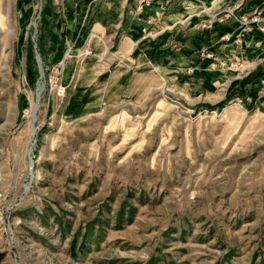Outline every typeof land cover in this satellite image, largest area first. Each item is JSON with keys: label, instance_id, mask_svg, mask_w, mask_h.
Here are the masks:
<instances>
[{"label": "rangeland", "instance_id": "1", "mask_svg": "<svg viewBox=\"0 0 264 264\" xmlns=\"http://www.w3.org/2000/svg\"><path fill=\"white\" fill-rule=\"evenodd\" d=\"M47 1L0 0V264H264L261 98L157 79L117 107L66 106L76 67L59 96L45 67L68 46L40 52ZM106 1L88 31L118 20L123 0Z\"/></svg>", "mask_w": 264, "mask_h": 264}, {"label": "crops", "instance_id": "2", "mask_svg": "<svg viewBox=\"0 0 264 264\" xmlns=\"http://www.w3.org/2000/svg\"><path fill=\"white\" fill-rule=\"evenodd\" d=\"M105 2L62 0L58 9L54 0L46 2L44 60L59 61L69 45L77 50L90 46L95 52L93 63L79 58L67 65L76 68L66 106L117 107L142 88L150 92L157 79L172 83L182 96L187 90L205 91L216 100L234 82L255 77L246 92L256 90L255 104L261 98L264 109V0H123L116 23L100 15L88 31L89 11L105 4L109 9ZM251 17L259 22L245 25L243 19ZM247 27L238 49L235 41ZM239 61L244 62L241 71ZM77 93L81 99L72 102ZM245 97L253 102L251 95Z\"/></svg>", "mask_w": 264, "mask_h": 264}, {"label": "built area", "instance_id": "3", "mask_svg": "<svg viewBox=\"0 0 264 264\" xmlns=\"http://www.w3.org/2000/svg\"><path fill=\"white\" fill-rule=\"evenodd\" d=\"M230 14H232L231 12H229ZM243 22L245 25L247 24H253V23H258L259 19L257 17H251L249 19H243ZM262 31H264V26L261 28ZM248 31V27L245 28L241 34L238 36V38L236 39L235 43L237 47H241L243 44V33ZM75 56L82 58V59H86V58H90V57H94L95 56V52L94 50L90 47V46H85L83 48H81L80 50L75 49L74 46H68L67 50L65 52L64 58L63 60H61L60 62H58L56 65L52 66L51 68L48 69V67H45V71L47 72L48 70L51 71V73L56 75V86L54 89V91L57 92V94L59 96H65L66 94V87L63 84V73L65 72L67 63L70 59L74 58Z\"/></svg>", "mask_w": 264, "mask_h": 264}, {"label": "trees", "instance_id": "4", "mask_svg": "<svg viewBox=\"0 0 264 264\" xmlns=\"http://www.w3.org/2000/svg\"><path fill=\"white\" fill-rule=\"evenodd\" d=\"M255 77H248V78H245L244 80L242 81H237V82H234L232 85H231V93H238V97H245L246 94H249L251 95L253 98L256 96V90H252L250 93H247L246 92V86L247 84H249L252 79H254ZM230 100V97L229 98H226V100L224 102H222L219 107H223L226 103H228Z\"/></svg>", "mask_w": 264, "mask_h": 264}, {"label": "bare ground", "instance_id": "5", "mask_svg": "<svg viewBox=\"0 0 264 264\" xmlns=\"http://www.w3.org/2000/svg\"><path fill=\"white\" fill-rule=\"evenodd\" d=\"M36 28H37V27H36ZM43 84H44V83H42V84L39 86V88H38L37 100H36V103H35V105H34V107H33L32 112H31V116H32V118L34 119V121H35V119H36L37 110H38V108H39L40 95L43 93L42 91L44 90V85H43ZM34 132H35V130H34ZM30 172L33 173V166H32V164L30 165ZM26 191H28V189H27Z\"/></svg>", "mask_w": 264, "mask_h": 264}, {"label": "water", "instance_id": "6", "mask_svg": "<svg viewBox=\"0 0 264 264\" xmlns=\"http://www.w3.org/2000/svg\"><path fill=\"white\" fill-rule=\"evenodd\" d=\"M31 163H32V165H34V164H33V163H34V162H33V158L31 159Z\"/></svg>", "mask_w": 264, "mask_h": 264}]
</instances>
